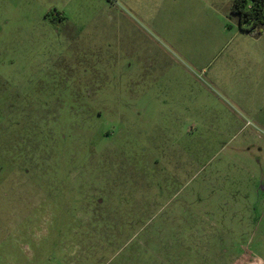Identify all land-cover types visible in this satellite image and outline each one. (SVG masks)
<instances>
[{
	"label": "rangeland",
	"instance_id": "1",
	"mask_svg": "<svg viewBox=\"0 0 264 264\" xmlns=\"http://www.w3.org/2000/svg\"><path fill=\"white\" fill-rule=\"evenodd\" d=\"M233 3L0 0V264H264V28Z\"/></svg>",
	"mask_w": 264,
	"mask_h": 264
},
{
	"label": "trees",
	"instance_id": "2",
	"mask_svg": "<svg viewBox=\"0 0 264 264\" xmlns=\"http://www.w3.org/2000/svg\"><path fill=\"white\" fill-rule=\"evenodd\" d=\"M232 14L242 23H248V33L256 32L258 27L264 28V0H234Z\"/></svg>",
	"mask_w": 264,
	"mask_h": 264
},
{
	"label": "crops",
	"instance_id": "3",
	"mask_svg": "<svg viewBox=\"0 0 264 264\" xmlns=\"http://www.w3.org/2000/svg\"><path fill=\"white\" fill-rule=\"evenodd\" d=\"M239 101H240L239 105H240L241 108H245L246 109V108H249L251 106H254L253 101L247 102L246 99H244V98L240 99Z\"/></svg>",
	"mask_w": 264,
	"mask_h": 264
}]
</instances>
